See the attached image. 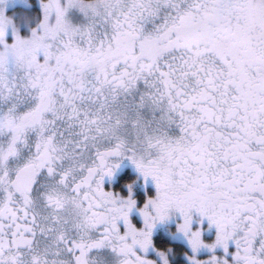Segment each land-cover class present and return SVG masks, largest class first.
Returning a JSON list of instances; mask_svg holds the SVG:
<instances>
[{
	"label": "snow or ice",
	"instance_id": "obj_1",
	"mask_svg": "<svg viewBox=\"0 0 264 264\" xmlns=\"http://www.w3.org/2000/svg\"><path fill=\"white\" fill-rule=\"evenodd\" d=\"M0 264H264V0H0Z\"/></svg>",
	"mask_w": 264,
	"mask_h": 264
}]
</instances>
